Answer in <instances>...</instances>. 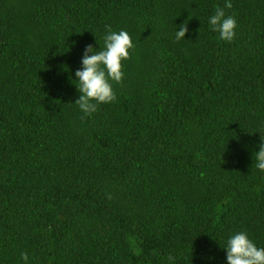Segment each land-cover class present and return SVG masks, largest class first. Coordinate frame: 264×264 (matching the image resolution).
<instances>
[{"label":"trees","instance_id":"16d2710c","mask_svg":"<svg viewBox=\"0 0 264 264\" xmlns=\"http://www.w3.org/2000/svg\"><path fill=\"white\" fill-rule=\"evenodd\" d=\"M231 2L227 42L207 22L225 0H0V264H225L238 231L264 246V0ZM108 27L135 47L87 115L75 72Z\"/></svg>","mask_w":264,"mask_h":264},{"label":"clouds","instance_id":"9594fccd","mask_svg":"<svg viewBox=\"0 0 264 264\" xmlns=\"http://www.w3.org/2000/svg\"><path fill=\"white\" fill-rule=\"evenodd\" d=\"M225 8H232L231 0H225L224 8L217 7L215 13L208 17L212 31L219 33L223 41L231 42L236 35L237 21L234 16L226 15ZM188 29L186 24L178 26L175 39H185ZM135 45L126 30H113L108 27L103 36L100 50L86 45L81 57V68L75 72L76 87L80 93L75 104L87 115L97 111L98 105L110 104L116 100L113 82H122L124 61L130 58V50ZM252 167L264 173V135L260 132L258 150L252 153ZM225 264H264V246H258L246 231L234 232L227 237ZM23 264H30L29 254L21 252ZM171 261L173 258L168 257Z\"/></svg>","mask_w":264,"mask_h":264}]
</instances>
